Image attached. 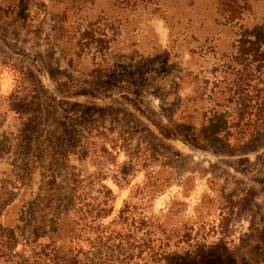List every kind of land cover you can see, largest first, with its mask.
Listing matches in <instances>:
<instances>
[{
	"label": "rangeland",
	"instance_id": "rangeland-1",
	"mask_svg": "<svg viewBox=\"0 0 264 264\" xmlns=\"http://www.w3.org/2000/svg\"><path fill=\"white\" fill-rule=\"evenodd\" d=\"M259 239L264 0H0V264H256Z\"/></svg>",
	"mask_w": 264,
	"mask_h": 264
},
{
	"label": "trees",
	"instance_id": "trees-1",
	"mask_svg": "<svg viewBox=\"0 0 264 264\" xmlns=\"http://www.w3.org/2000/svg\"><path fill=\"white\" fill-rule=\"evenodd\" d=\"M257 243L258 245L255 247L256 249H252L253 252H257L255 257V262L256 264H264V244H263L264 242L261 239H259ZM105 247L108 248V246ZM33 258H35L33 264H94V261L97 260L95 256L93 258L90 257L88 259L83 258L84 260L83 261L81 257H78L76 254H71V253L65 255L60 254L59 247H55V246L51 248L49 254L40 251L37 254H34ZM122 258L124 257L118 258V255L113 257L110 254L108 255V260L99 258L98 263L99 261L102 260L101 264H107L108 262H110V264H115L116 263L115 260L116 261L122 260Z\"/></svg>",
	"mask_w": 264,
	"mask_h": 264
}]
</instances>
